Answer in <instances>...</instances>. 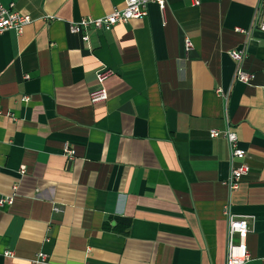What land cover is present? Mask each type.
<instances>
[{"label": "crops", "instance_id": "1", "mask_svg": "<svg viewBox=\"0 0 264 264\" xmlns=\"http://www.w3.org/2000/svg\"><path fill=\"white\" fill-rule=\"evenodd\" d=\"M1 2L32 21L0 33V197H13L0 264H224L227 204L251 226L245 264H264L259 0L151 2L144 17L78 33L71 21L124 0ZM242 49L248 83L234 78L230 51ZM101 69L108 99L93 104ZM227 127L249 165L232 193L229 142L210 134Z\"/></svg>", "mask_w": 264, "mask_h": 264}, {"label": "built area", "instance_id": "2", "mask_svg": "<svg viewBox=\"0 0 264 264\" xmlns=\"http://www.w3.org/2000/svg\"><path fill=\"white\" fill-rule=\"evenodd\" d=\"M156 3L163 11L165 7V0H124L123 7H116L111 12L100 17H83L79 21H71L69 23V30L72 33L80 31H87L89 28L110 30L118 23L127 22L134 18H141L147 15L149 3ZM193 5H199L201 0H192ZM32 21L31 15L23 13L16 9L12 3L8 6L4 5L0 0V33L7 29H15L21 33L25 25ZM253 26L264 31V0H259L258 7L255 13ZM85 38L86 35L84 36ZM192 42L189 38L185 39V49L192 48ZM231 57L236 63L234 78L237 81L248 83L253 74L244 69L243 62L246 56L244 49L231 50ZM112 74L109 69H101L97 72L98 88L91 91L90 101L93 104L105 102L108 99V92L105 87V81ZM211 136L215 137L223 134L230 145L232 164L230 174L227 179L229 192L232 193L239 188L240 181L249 171V165L245 161V151L238 146L237 134L227 127L225 131L211 129ZM66 155L72 158L74 150L65 147ZM235 160H238L237 162ZM237 163L235 164L234 163ZM24 171V170H23ZM13 203L12 196L0 197V207L11 205ZM55 210H60L59 207H54ZM223 213L228 220V244L227 254L224 264H245L250 259V254L247 248V235L251 230L249 221L245 215H239L232 212L231 205L227 204L224 207ZM11 255L12 253H6ZM45 254H38V258L29 264H37L40 260H44Z\"/></svg>", "mask_w": 264, "mask_h": 264}]
</instances>
